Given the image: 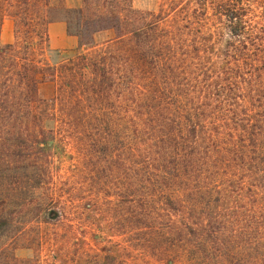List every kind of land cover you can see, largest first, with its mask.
<instances>
[{"label": "trees", "instance_id": "16d2710c", "mask_svg": "<svg viewBox=\"0 0 264 264\" xmlns=\"http://www.w3.org/2000/svg\"><path fill=\"white\" fill-rule=\"evenodd\" d=\"M0 264H264V0H0Z\"/></svg>", "mask_w": 264, "mask_h": 264}, {"label": "rangeland", "instance_id": "374dc122", "mask_svg": "<svg viewBox=\"0 0 264 264\" xmlns=\"http://www.w3.org/2000/svg\"><path fill=\"white\" fill-rule=\"evenodd\" d=\"M67 7L69 8H77L80 6L81 4V0H64ZM134 2V6L137 9H141V10H153L156 9L159 2H161V0H133ZM54 24H58V23H54ZM54 32H52L53 35V43H51L49 41V49H50V53H49V57H50V61L53 64H57L58 62H60L63 59V54L65 53V51H69L71 49H74L77 47V38L74 36L69 35L70 37L69 40H74V45L72 46V42H67L66 40H64V38H62V35L65 33V30L60 29V27H54ZM66 28V27H65ZM67 32V31H66ZM3 34V37H2ZM50 37V34H49ZM110 37V33H99L96 35L95 40L97 43H102L105 40H107ZM14 40V23L12 20L7 19L5 20L3 26H2V30H1V42L2 44H9L12 43ZM5 41H8L9 43H6ZM52 93V87L51 86H43L41 88V95L43 97H50ZM20 257H26L30 255L29 251H20L18 252Z\"/></svg>", "mask_w": 264, "mask_h": 264}, {"label": "crops", "instance_id": "0c3cea01", "mask_svg": "<svg viewBox=\"0 0 264 264\" xmlns=\"http://www.w3.org/2000/svg\"><path fill=\"white\" fill-rule=\"evenodd\" d=\"M60 27V29L62 30H65V33L62 35V38H64V40H66V43L67 42H72V46L74 45V40H69L70 37L68 36L67 32H66V28H65V25L63 23H58V24H52L50 25L49 27V34H50V42L53 43V35H52V32H54V27ZM2 37H3V34H2ZM6 43H9L8 41H5Z\"/></svg>", "mask_w": 264, "mask_h": 264}]
</instances>
